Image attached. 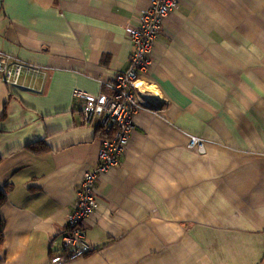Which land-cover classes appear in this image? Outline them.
I'll return each mask as SVG.
<instances>
[{"label": "crops", "instance_id": "crops-1", "mask_svg": "<svg viewBox=\"0 0 264 264\" xmlns=\"http://www.w3.org/2000/svg\"><path fill=\"white\" fill-rule=\"evenodd\" d=\"M148 3L0 0V52L42 71L30 88L0 78V264L68 255L60 236L101 147L83 94L111 95ZM149 61L140 77L161 108L138 112L97 177L81 224L92 253L60 264H264V0H180Z\"/></svg>", "mask_w": 264, "mask_h": 264}, {"label": "built area", "instance_id": "built-area-1", "mask_svg": "<svg viewBox=\"0 0 264 264\" xmlns=\"http://www.w3.org/2000/svg\"><path fill=\"white\" fill-rule=\"evenodd\" d=\"M179 2L180 0H149L137 22L125 28L133 52L127 68L116 73L107 83L106 87L111 95L83 94L82 121L84 124L100 127L104 137H101L98 164L93 170L83 174L77 201L67 217L65 231L60 236L58 247L68 255L53 256L51 264H60L92 252L81 224L98 208L97 177L119 164L134 131L138 112L148 108L159 109V104L152 100V93L149 94L147 91L149 85L142 81L140 74L149 69V56L154 50L163 21L177 9ZM27 74H31V82L34 83L42 76V71L37 67L15 61L0 52V78L3 83L15 88H30L23 83ZM188 146L196 148L199 153H204V141L199 137L190 136Z\"/></svg>", "mask_w": 264, "mask_h": 264}, {"label": "trees", "instance_id": "trees-1", "mask_svg": "<svg viewBox=\"0 0 264 264\" xmlns=\"http://www.w3.org/2000/svg\"><path fill=\"white\" fill-rule=\"evenodd\" d=\"M5 117H6V114L4 113V115L0 118V120L3 119V118H5ZM95 130H96L97 135H99V137H104V133H103V131H102V129L100 127H96ZM30 149L32 151H34V152H40V150H42V151H45L46 150L45 147H43V146H36V145H31L30 146ZM0 162H1V157H0ZM4 202H5V196H4V194L0 190V208L4 204ZM3 244H4V235H3L2 228H0V262L3 261V257L1 255V250L3 248ZM89 254H87V255H89Z\"/></svg>", "mask_w": 264, "mask_h": 264}, {"label": "rangeland", "instance_id": "rangeland-1", "mask_svg": "<svg viewBox=\"0 0 264 264\" xmlns=\"http://www.w3.org/2000/svg\"><path fill=\"white\" fill-rule=\"evenodd\" d=\"M146 87H147V86H146ZM147 88H148V89H147L148 93H149V94L152 93V97H153V99H154V98H155L154 95L156 94V91H155L154 88L151 87V86H150V87L148 86Z\"/></svg>", "mask_w": 264, "mask_h": 264}, {"label": "water", "instance_id": "water-1", "mask_svg": "<svg viewBox=\"0 0 264 264\" xmlns=\"http://www.w3.org/2000/svg\"><path fill=\"white\" fill-rule=\"evenodd\" d=\"M163 102V100L161 101H156V104H159V109L161 108V103ZM149 109V108H148ZM158 108H153L152 110H159Z\"/></svg>", "mask_w": 264, "mask_h": 264}, {"label": "bare ground", "instance_id": "bare-ground-1", "mask_svg": "<svg viewBox=\"0 0 264 264\" xmlns=\"http://www.w3.org/2000/svg\"><path fill=\"white\" fill-rule=\"evenodd\" d=\"M23 83H24V82H23ZM4 84H5V83H4ZM31 84H33V82H30V83H29V86H31ZM7 86H8V85H7ZM81 182H82V181H81Z\"/></svg>", "mask_w": 264, "mask_h": 264}]
</instances>
